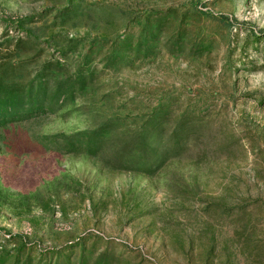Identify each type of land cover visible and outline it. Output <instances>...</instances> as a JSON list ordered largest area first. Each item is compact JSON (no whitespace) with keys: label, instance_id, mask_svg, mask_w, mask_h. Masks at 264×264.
<instances>
[{"label":"rangeland","instance_id":"rangeland-1","mask_svg":"<svg viewBox=\"0 0 264 264\" xmlns=\"http://www.w3.org/2000/svg\"><path fill=\"white\" fill-rule=\"evenodd\" d=\"M0 264H264V0H0Z\"/></svg>","mask_w":264,"mask_h":264},{"label":"trees","instance_id":"trees-1","mask_svg":"<svg viewBox=\"0 0 264 264\" xmlns=\"http://www.w3.org/2000/svg\"><path fill=\"white\" fill-rule=\"evenodd\" d=\"M4 117H5V116L0 115V123L4 121V119H5Z\"/></svg>","mask_w":264,"mask_h":264}]
</instances>
